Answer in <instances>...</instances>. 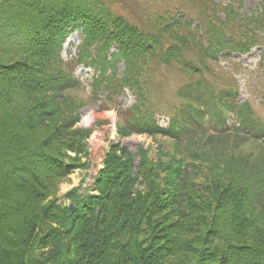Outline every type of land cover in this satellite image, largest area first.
<instances>
[{
    "label": "trees",
    "instance_id": "16d2710c",
    "mask_svg": "<svg viewBox=\"0 0 264 264\" xmlns=\"http://www.w3.org/2000/svg\"><path fill=\"white\" fill-rule=\"evenodd\" d=\"M157 2L0 0V264H264V123L236 102L241 71L219 65L264 44V4L243 17L217 0ZM82 63L99 75L78 77ZM94 104L118 110L121 137L155 145L112 143L98 193L74 188L72 213L58 197L90 166L93 129L78 123Z\"/></svg>",
    "mask_w": 264,
    "mask_h": 264
},
{
    "label": "rangeland",
    "instance_id": "374dc122",
    "mask_svg": "<svg viewBox=\"0 0 264 264\" xmlns=\"http://www.w3.org/2000/svg\"><path fill=\"white\" fill-rule=\"evenodd\" d=\"M143 2L147 0H141ZM165 4L162 8H166L171 6ZM174 2V0H172ZM130 3V0H127ZM172 2V3H173ZM178 3V1H176ZM157 4L162 6L164 4V0H158ZM121 6L123 8L126 7V3H122ZM158 7L157 5H154ZM252 5L250 2L245 4L244 9L248 10ZM143 8V7H142ZM153 6L150 7L152 10ZM159 8V7H158ZM191 9L196 10V7H192ZM83 38L82 30H77L69 36L67 43L65 44L64 55L65 57H70L75 53V47L80 43ZM259 53L255 52L251 56L239 57L240 61H243L248 66H241L234 59L224 61V65H230V70L237 72L241 71V74H238L239 79L241 81L242 86V97L241 101L248 99L253 107L256 110V113L262 118H264V58H259ZM222 64V66H224ZM229 67V66H228ZM123 68V67H122ZM93 68H85L81 67L78 72L82 74L84 72L93 73ZM135 97L132 94L127 96L126 103L124 107H129L133 104ZM91 109V108H90ZM90 109H87L84 112L83 117H85ZM92 123L89 128H93L95 131L90 139L91 142V152H90V166L88 169H80L77 168L73 174L69 177L68 180L62 183L60 190V198L62 201H66V195L69 190L73 189L76 184H83L81 191L86 192L92 188L91 184L93 182V178L86 180L89 178L90 171L98 172L99 169L102 168V161L106 155L108 150V146L111 142L117 140L119 137L117 135V131L115 130V120H117V113L115 111L104 112V111H95L92 114ZM108 117L111 121L107 123V121H102L101 119H107ZM162 123H167V119H164ZM116 134V135H115ZM122 142L127 145L132 152H136L140 145L146 144V147L153 146L152 138L146 135H133L130 137H126L122 139ZM69 201V200H67Z\"/></svg>",
    "mask_w": 264,
    "mask_h": 264
},
{
    "label": "bare ground",
    "instance_id": "6f19581e",
    "mask_svg": "<svg viewBox=\"0 0 264 264\" xmlns=\"http://www.w3.org/2000/svg\"><path fill=\"white\" fill-rule=\"evenodd\" d=\"M92 114L93 113H90V112H88V114L86 115V117H85V119H84V122L86 123V124H89L90 122H92Z\"/></svg>",
    "mask_w": 264,
    "mask_h": 264
},
{
    "label": "water",
    "instance_id": "95a60500",
    "mask_svg": "<svg viewBox=\"0 0 264 264\" xmlns=\"http://www.w3.org/2000/svg\"><path fill=\"white\" fill-rule=\"evenodd\" d=\"M68 195H70V193H68ZM71 208H72V213H74L78 209L77 205L75 204H72ZM47 215H48V209L45 211V217H47Z\"/></svg>",
    "mask_w": 264,
    "mask_h": 264
}]
</instances>
